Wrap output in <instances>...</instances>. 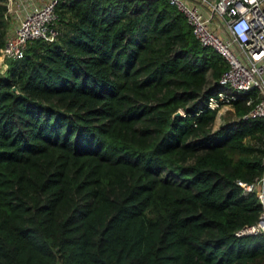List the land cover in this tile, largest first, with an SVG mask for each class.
Returning a JSON list of instances; mask_svg holds the SVG:
<instances>
[{"label":"trees","instance_id":"16d2710c","mask_svg":"<svg viewBox=\"0 0 264 264\" xmlns=\"http://www.w3.org/2000/svg\"><path fill=\"white\" fill-rule=\"evenodd\" d=\"M0 0V49L8 35ZM0 74V264H264V120L212 130L225 62L162 0H60ZM180 112L179 115H175Z\"/></svg>","mask_w":264,"mask_h":264},{"label":"built area","instance_id":"2783aa9c","mask_svg":"<svg viewBox=\"0 0 264 264\" xmlns=\"http://www.w3.org/2000/svg\"><path fill=\"white\" fill-rule=\"evenodd\" d=\"M60 0H6L3 18L12 27L0 49V64L22 57L30 40L54 41L57 6ZM142 1V0H138ZM150 1V0H146ZM182 13L203 47L210 48L224 62L217 87L207 99L215 109L235 100L249 106L242 119L264 120V0H162ZM244 195L254 194L260 206L256 222L236 235L264 234V167L252 182L237 181Z\"/></svg>","mask_w":264,"mask_h":264},{"label":"rangeland","instance_id":"374dc122","mask_svg":"<svg viewBox=\"0 0 264 264\" xmlns=\"http://www.w3.org/2000/svg\"><path fill=\"white\" fill-rule=\"evenodd\" d=\"M14 24H12L13 28ZM11 30V25L9 24L8 31ZM4 65L0 64V74H3ZM238 117H236L233 113L232 107L227 105H222L219 110L217 111V115L215 118V121L212 126V130H219L223 127L230 126L235 120H237Z\"/></svg>","mask_w":264,"mask_h":264},{"label":"crops","instance_id":"0c3cea01","mask_svg":"<svg viewBox=\"0 0 264 264\" xmlns=\"http://www.w3.org/2000/svg\"><path fill=\"white\" fill-rule=\"evenodd\" d=\"M33 1L36 5H39L43 2H45V0H33ZM12 31H13V28L11 27V30L8 31V35H10L12 33Z\"/></svg>","mask_w":264,"mask_h":264},{"label":"water","instance_id":"95a60500","mask_svg":"<svg viewBox=\"0 0 264 264\" xmlns=\"http://www.w3.org/2000/svg\"><path fill=\"white\" fill-rule=\"evenodd\" d=\"M179 114H180V112H176V113H175V115H179Z\"/></svg>","mask_w":264,"mask_h":264}]
</instances>
